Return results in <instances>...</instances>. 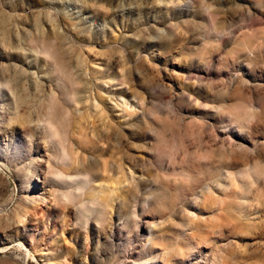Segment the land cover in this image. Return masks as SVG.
<instances>
[{"label":"rangeland","instance_id":"obj_1","mask_svg":"<svg viewBox=\"0 0 264 264\" xmlns=\"http://www.w3.org/2000/svg\"><path fill=\"white\" fill-rule=\"evenodd\" d=\"M0 264H264V0H0Z\"/></svg>","mask_w":264,"mask_h":264},{"label":"bare ground","instance_id":"obj_2","mask_svg":"<svg viewBox=\"0 0 264 264\" xmlns=\"http://www.w3.org/2000/svg\"><path fill=\"white\" fill-rule=\"evenodd\" d=\"M67 156H68V154H66V157ZM56 174H57L58 178H61V180L64 182H76V181L82 180L81 177H72V176L66 175L63 172H57ZM82 182H83V185L79 187V190L84 193L83 190L90 183V179L88 177L87 178L85 177V179L82 180ZM97 189L98 188H96V186L95 187L92 186V188H90L88 191H86L88 201L92 206H96L98 204L106 202V198L108 197V196L102 194L101 188L99 190H97Z\"/></svg>","mask_w":264,"mask_h":264}]
</instances>
